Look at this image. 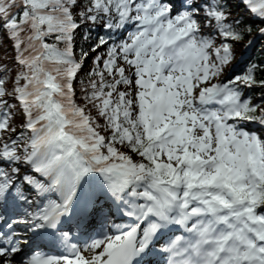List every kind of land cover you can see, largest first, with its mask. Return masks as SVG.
I'll list each match as a JSON object with an SVG mask.
<instances>
[{
    "label": "snow or ice",
    "instance_id": "snow-or-ice-1",
    "mask_svg": "<svg viewBox=\"0 0 264 264\" xmlns=\"http://www.w3.org/2000/svg\"><path fill=\"white\" fill-rule=\"evenodd\" d=\"M257 43L264 0H0V264H264Z\"/></svg>",
    "mask_w": 264,
    "mask_h": 264
},
{
    "label": "trees",
    "instance_id": "trees-1",
    "mask_svg": "<svg viewBox=\"0 0 264 264\" xmlns=\"http://www.w3.org/2000/svg\"><path fill=\"white\" fill-rule=\"evenodd\" d=\"M260 48L261 47L258 46L256 49L255 48L253 49V56H254L253 60H258V59L264 58V54L259 51ZM251 94L258 96L259 91L257 90L255 93H251Z\"/></svg>",
    "mask_w": 264,
    "mask_h": 264
},
{
    "label": "rangeland",
    "instance_id": "rangeland-1",
    "mask_svg": "<svg viewBox=\"0 0 264 264\" xmlns=\"http://www.w3.org/2000/svg\"><path fill=\"white\" fill-rule=\"evenodd\" d=\"M242 48H243V45L238 46V48H237V54H238V55H239V53L241 52ZM245 53H246V50L244 51L243 56L245 55ZM242 68H243V67H242V64H241L240 67L238 68V71L241 70Z\"/></svg>",
    "mask_w": 264,
    "mask_h": 264
}]
</instances>
